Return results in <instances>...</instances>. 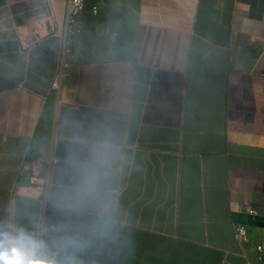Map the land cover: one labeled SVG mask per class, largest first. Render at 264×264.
<instances>
[{
	"label": "crops",
	"instance_id": "crops-1",
	"mask_svg": "<svg viewBox=\"0 0 264 264\" xmlns=\"http://www.w3.org/2000/svg\"><path fill=\"white\" fill-rule=\"evenodd\" d=\"M105 2L102 14L117 25L121 50L132 45L123 49L127 65L150 79L136 99L132 86L107 94L106 109L125 102L131 115L114 116V136L94 145L83 139L88 125L103 136L109 122L102 105L86 113V95L107 89L94 43L83 76L47 109L51 94L25 71L18 32L32 25L48 36L41 21L59 25L65 0H0V82L20 84L0 96V219L24 230L40 223L34 240L44 220L54 264H258L234 228L264 235V0ZM101 23L93 39L106 61L119 44L106 39ZM101 66L108 82L121 84L119 73ZM59 115L76 124L75 155L55 171L45 212L44 202L18 201L15 210L30 136L41 117L50 125ZM246 208L258 213L249 217ZM34 240L24 245L39 251Z\"/></svg>",
	"mask_w": 264,
	"mask_h": 264
},
{
	"label": "clouds",
	"instance_id": "clouds-1",
	"mask_svg": "<svg viewBox=\"0 0 264 264\" xmlns=\"http://www.w3.org/2000/svg\"><path fill=\"white\" fill-rule=\"evenodd\" d=\"M104 8H106L105 0H65L64 13L62 19L60 17L59 25L51 19L46 22L41 21L40 28L42 29L48 24L46 30L48 36H42L40 31L32 25L18 32V39L22 42V44L19 43L21 47L19 51L23 58L25 71L34 83L47 86L49 94L54 91V94L58 95V104L63 99V93L67 90L68 84H73H64V81L68 78H75L78 81L83 76V71L90 62L89 55H87V52H90L88 48L101 22L106 39L114 44L120 43L118 27L114 22L106 19V14H102ZM16 11L19 12L17 9ZM23 14L26 15V11ZM95 19L99 20L98 24H95ZM19 45L16 44L17 49ZM118 50L119 47L111 51L113 59L106 60L105 65L113 68L118 64ZM71 59L77 64H71ZM19 86L18 83L0 82V96L19 90ZM131 96L136 99V92L132 91ZM126 110H129L128 116H130L131 110L127 107L116 111L115 116ZM48 121L50 122L51 119ZM118 122V119H115V123ZM77 134L76 124L67 116L60 117L59 115L50 125L44 117L39 119L34 133L30 136V145L22 164V173L16 182L15 192L12 194L19 198L15 200V210L16 202L19 201V204L44 202V212L46 211V205L51 199L55 171L64 164L65 159L75 155L72 145L77 142ZM132 147L137 148V145L133 144ZM34 171H38L40 175L37 176L42 180L32 182ZM103 194L107 195L108 199L121 196V193L106 194L103 192ZM246 212L249 217L250 215L253 217L258 210L246 208ZM39 225L40 223L24 230L19 229L16 222L9 221L6 217L1 218L0 264H54L52 260L47 259V248L44 246L48 238V226L44 220L40 228L41 237L37 240L31 237V233L36 231ZM249 234L244 224L235 225L234 236L242 246V250L254 257L258 264H264V239H261L263 236L254 240ZM31 240H34L37 246L42 245V248H39V251L35 248L28 249L24 244ZM30 256H32L31 259L28 258ZM90 264H95V262L92 261Z\"/></svg>",
	"mask_w": 264,
	"mask_h": 264
},
{
	"label": "rangeland",
	"instance_id": "rangeland-1",
	"mask_svg": "<svg viewBox=\"0 0 264 264\" xmlns=\"http://www.w3.org/2000/svg\"><path fill=\"white\" fill-rule=\"evenodd\" d=\"M98 23H99V20L95 19V24H98ZM93 43L94 44L91 46V52H92V56L94 59V64H99V66L96 67L97 74H98V76L103 78L105 84L107 85V89H95L93 92L86 95L87 102L85 103V105H86L87 118L90 117L92 109L99 108L100 105H102V108L105 110L104 115L108 118L107 120H109V122L107 123L108 131L103 136L99 134L97 127L90 128V125H88V127L84 133L83 139H87L88 142L96 145V144H102V143H100L101 140H104V139L109 140L110 138H112L114 136V134L112 132H110L109 125L111 122H114L115 112L121 108L127 107L128 104H126L125 102H122V103H116V102L113 103L112 102L108 105V107H107L108 110L106 109V106L104 103L106 100H108L107 94L112 95V93H114L113 87L115 84H114V81L108 82L110 73L108 71H106L104 66H101V64H106V61L101 58V54L104 52L103 48L100 47V44L98 41L93 40ZM112 59H113V55L110 52L107 60L110 61ZM70 63L71 64H77V62L73 61L72 59L70 60ZM75 82H78L77 80H75V78H68L64 81V84L75 83ZM54 95H55L54 91H52L50 99L47 103V109H49ZM89 129H91V130L89 131ZM76 136H79V134H77ZM105 149L107 150L106 152H110L112 147H111V145H109V146H106ZM102 153H104V151H102ZM262 236L263 237H261V239H264V235H262ZM252 237L254 240L259 239V237H257L255 235V233H252Z\"/></svg>",
	"mask_w": 264,
	"mask_h": 264
},
{
	"label": "trees",
	"instance_id": "trees-1",
	"mask_svg": "<svg viewBox=\"0 0 264 264\" xmlns=\"http://www.w3.org/2000/svg\"><path fill=\"white\" fill-rule=\"evenodd\" d=\"M131 47H132V45L129 44V45L123 47L121 50L120 43H119V50L117 53L118 64L115 67H113V69H110V72H111L112 76L115 73H119L118 75H116L115 79H117V81L121 84H119L118 86H115L116 82H114V84H115L114 88H117V89L127 88L128 89L132 86L130 88L131 91H134L136 93H143L144 89L140 86V84H143V83L149 81L150 78H149L147 71H145L141 66L132 65L134 67L132 69L129 67V65H127L126 61L129 60V52H124L123 49L129 51V49ZM129 75H132V79L127 86V84L125 83V78L128 77ZM53 241L55 244L58 243V238L54 237ZM74 241H75V239H74ZM85 262H87V260L73 259L66 264H85Z\"/></svg>",
	"mask_w": 264,
	"mask_h": 264
},
{
	"label": "built area",
	"instance_id": "built-area-1",
	"mask_svg": "<svg viewBox=\"0 0 264 264\" xmlns=\"http://www.w3.org/2000/svg\"><path fill=\"white\" fill-rule=\"evenodd\" d=\"M33 178H32V182L34 181V180H36V181H38V180H42V179H39V177L37 176V175H40L39 173H38V171H34L33 172Z\"/></svg>",
	"mask_w": 264,
	"mask_h": 264
}]
</instances>
